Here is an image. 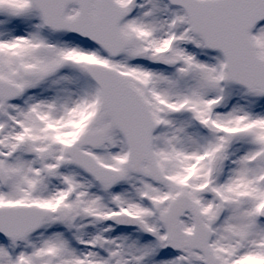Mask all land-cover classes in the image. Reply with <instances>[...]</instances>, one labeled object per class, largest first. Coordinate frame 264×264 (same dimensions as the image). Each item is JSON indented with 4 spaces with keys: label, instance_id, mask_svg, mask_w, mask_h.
I'll use <instances>...</instances> for the list:
<instances>
[{
    "label": "snow or ice",
    "instance_id": "snow-or-ice-1",
    "mask_svg": "<svg viewBox=\"0 0 264 264\" xmlns=\"http://www.w3.org/2000/svg\"><path fill=\"white\" fill-rule=\"evenodd\" d=\"M0 264H264V0H0Z\"/></svg>",
    "mask_w": 264,
    "mask_h": 264
}]
</instances>
